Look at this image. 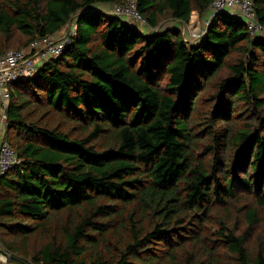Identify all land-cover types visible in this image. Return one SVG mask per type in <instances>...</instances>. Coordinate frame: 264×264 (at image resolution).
<instances>
[{
  "label": "trees",
  "instance_id": "1",
  "mask_svg": "<svg viewBox=\"0 0 264 264\" xmlns=\"http://www.w3.org/2000/svg\"><path fill=\"white\" fill-rule=\"evenodd\" d=\"M125 1L0 0V55L76 26L9 87L20 164L0 179V248L29 264H264V38L228 13L196 42L164 29L214 0H138L145 33L107 13Z\"/></svg>",
  "mask_w": 264,
  "mask_h": 264
},
{
  "label": "built area",
  "instance_id": "2",
  "mask_svg": "<svg viewBox=\"0 0 264 264\" xmlns=\"http://www.w3.org/2000/svg\"><path fill=\"white\" fill-rule=\"evenodd\" d=\"M209 12L204 29L194 28L191 40L185 38L186 41L196 42L203 38L211 20L222 13L240 17L247 24L252 39L264 37V27L252 0H214ZM107 13L110 16L124 17L140 28L147 26L146 20L138 10V0H126L121 5L109 9ZM67 26L69 29L63 37L47 36L35 40L24 49L9 50L0 55V123L3 127H7V109L11 98L9 87L17 82L34 78L47 61L58 59L64 54L76 35L75 20L72 19ZM18 164L20 161L16 153L4 138L0 141V179Z\"/></svg>",
  "mask_w": 264,
  "mask_h": 264
},
{
  "label": "rangeland",
  "instance_id": "3",
  "mask_svg": "<svg viewBox=\"0 0 264 264\" xmlns=\"http://www.w3.org/2000/svg\"><path fill=\"white\" fill-rule=\"evenodd\" d=\"M96 9H99V10H102L104 11L105 10V7L104 6H97ZM95 9V10H96ZM97 11V10H96ZM193 18H191L189 24L187 25H183L182 26V32L185 36V38H187L188 40H191V34H192V31L194 30V28L196 29H204L205 27V20L202 16H200L198 13H193ZM122 19L124 21H126V19L124 17H122ZM71 25V24H70ZM68 26H66L64 29H63V32L58 36V37H63L66 33H67V29H69V27L67 28ZM264 38V37H263ZM26 48V47H24ZM22 49V48H21ZM6 138V137H5ZM7 140V139H5ZM240 232V230L238 231Z\"/></svg>",
  "mask_w": 264,
  "mask_h": 264
},
{
  "label": "crops",
  "instance_id": "4",
  "mask_svg": "<svg viewBox=\"0 0 264 264\" xmlns=\"http://www.w3.org/2000/svg\"><path fill=\"white\" fill-rule=\"evenodd\" d=\"M111 9V8H110ZM209 17V16H208ZM208 17H206L205 19H207ZM126 22L131 24V25H134L131 21L127 20L126 19ZM137 26V25H136ZM182 29V26L177 24V22H167L165 25H164V29H167V28H173V27H177ZM138 28H140L139 26H137ZM142 31H144L145 33H149L150 32V29L147 28V26L145 27H142L140 28ZM63 32V31H62ZM61 32V33H62ZM60 33V34H61ZM60 34L56 35V36H59ZM6 136V128L3 127V125L0 123V141H2ZM0 264H7L6 261L4 260L3 256L0 254Z\"/></svg>",
  "mask_w": 264,
  "mask_h": 264
},
{
  "label": "water",
  "instance_id": "5",
  "mask_svg": "<svg viewBox=\"0 0 264 264\" xmlns=\"http://www.w3.org/2000/svg\"><path fill=\"white\" fill-rule=\"evenodd\" d=\"M0 254L5 258L7 264H29L25 260L11 255L2 248H0Z\"/></svg>",
  "mask_w": 264,
  "mask_h": 264
},
{
  "label": "bare ground",
  "instance_id": "6",
  "mask_svg": "<svg viewBox=\"0 0 264 264\" xmlns=\"http://www.w3.org/2000/svg\"><path fill=\"white\" fill-rule=\"evenodd\" d=\"M4 258V257H3Z\"/></svg>",
  "mask_w": 264,
  "mask_h": 264
}]
</instances>
